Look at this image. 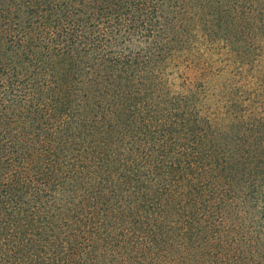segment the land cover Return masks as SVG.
<instances>
[{
  "label": "trees",
  "instance_id": "16d2710c",
  "mask_svg": "<svg viewBox=\"0 0 264 264\" xmlns=\"http://www.w3.org/2000/svg\"><path fill=\"white\" fill-rule=\"evenodd\" d=\"M224 49L264 63V0H0V264H264V74Z\"/></svg>",
  "mask_w": 264,
  "mask_h": 264
},
{
  "label": "rangeland",
  "instance_id": "374dc122",
  "mask_svg": "<svg viewBox=\"0 0 264 264\" xmlns=\"http://www.w3.org/2000/svg\"><path fill=\"white\" fill-rule=\"evenodd\" d=\"M14 22H11L10 25H9V28L8 30L11 31V33H14V35L16 36V32L15 29H16V25L13 24ZM15 31V32H14ZM8 36V34L5 35V38ZM6 44V43H5ZM3 52V51H2ZM215 55H213L211 57V60L212 62H215L216 59L217 61L220 60V59H223L225 58L226 56L230 57L231 59H233L234 63L239 65V66H242L244 69H246L247 71H250L251 68H253V66L255 65L256 69L254 71H258V73H261V74H264V63H259V60H262L263 58H261L260 56L259 57H256L255 60L253 61V59L251 60H248L246 57H244L241 53L240 54H237L236 52H230L229 49H224L223 52H214ZM208 57L211 56V54H208L207 55ZM205 56V57H207ZM252 56L254 57V53H252ZM207 57V59H208ZM258 62V63H257ZM233 63V65H234ZM173 69V68H172ZM189 75H195L196 70H191V69H187L186 71ZM170 77L173 76L172 72L169 73ZM0 134H4L5 131H6V127H1L0 128ZM1 137V136H0Z\"/></svg>",
  "mask_w": 264,
  "mask_h": 264
}]
</instances>
